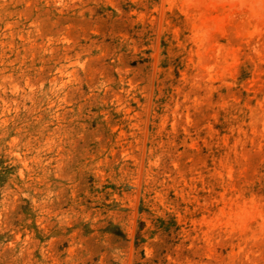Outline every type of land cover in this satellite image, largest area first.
<instances>
[{
  "label": "rangeland",
  "instance_id": "374dc122",
  "mask_svg": "<svg viewBox=\"0 0 264 264\" xmlns=\"http://www.w3.org/2000/svg\"><path fill=\"white\" fill-rule=\"evenodd\" d=\"M0 264H264V0H0Z\"/></svg>",
  "mask_w": 264,
  "mask_h": 264
}]
</instances>
